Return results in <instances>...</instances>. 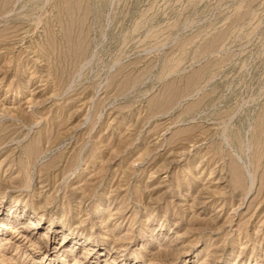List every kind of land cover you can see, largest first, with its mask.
I'll return each instance as SVG.
<instances>
[{
	"label": "rangeland",
	"instance_id": "obj_1",
	"mask_svg": "<svg viewBox=\"0 0 264 264\" xmlns=\"http://www.w3.org/2000/svg\"><path fill=\"white\" fill-rule=\"evenodd\" d=\"M0 264H264V0H0Z\"/></svg>",
	"mask_w": 264,
	"mask_h": 264
}]
</instances>
